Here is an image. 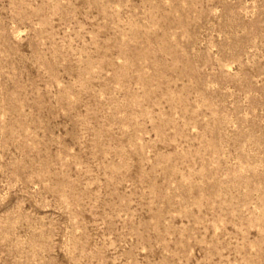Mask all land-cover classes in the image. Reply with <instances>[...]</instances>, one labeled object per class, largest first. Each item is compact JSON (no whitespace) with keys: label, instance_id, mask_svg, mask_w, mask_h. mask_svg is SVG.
Listing matches in <instances>:
<instances>
[{"label":"rangeland","instance_id":"374dc122","mask_svg":"<svg viewBox=\"0 0 264 264\" xmlns=\"http://www.w3.org/2000/svg\"><path fill=\"white\" fill-rule=\"evenodd\" d=\"M0 264H264V0H0Z\"/></svg>","mask_w":264,"mask_h":264},{"label":"bare ground","instance_id":"6f19581e","mask_svg":"<svg viewBox=\"0 0 264 264\" xmlns=\"http://www.w3.org/2000/svg\"><path fill=\"white\" fill-rule=\"evenodd\" d=\"M128 67V66H127ZM123 69V68H122ZM124 70V69H123ZM125 71V70H124ZM122 74H123V72H122ZM122 76V75H121ZM126 76H128V75H126ZM118 78V77H117ZM121 78V77H120Z\"/></svg>","mask_w":264,"mask_h":264}]
</instances>
